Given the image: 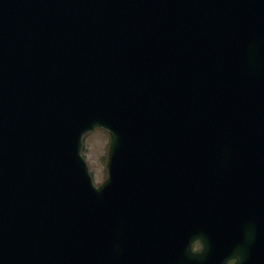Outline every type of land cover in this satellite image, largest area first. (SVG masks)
<instances>
[{
  "label": "water",
  "instance_id": "1",
  "mask_svg": "<svg viewBox=\"0 0 264 264\" xmlns=\"http://www.w3.org/2000/svg\"><path fill=\"white\" fill-rule=\"evenodd\" d=\"M262 196L264 0H0V264H188Z\"/></svg>",
  "mask_w": 264,
  "mask_h": 264
},
{
  "label": "flooded vegetation",
  "instance_id": "2",
  "mask_svg": "<svg viewBox=\"0 0 264 264\" xmlns=\"http://www.w3.org/2000/svg\"><path fill=\"white\" fill-rule=\"evenodd\" d=\"M244 193L243 188H240ZM243 195V194H242ZM262 211L264 213V200ZM261 213L254 206L250 212L228 213L225 216ZM213 216L193 217V219L214 218ZM259 218L251 216L237 221H228L220 225L216 247L204 246L200 238L192 239L188 264H264V242L256 241L257 231L261 229Z\"/></svg>",
  "mask_w": 264,
  "mask_h": 264
},
{
  "label": "rangeland",
  "instance_id": "3",
  "mask_svg": "<svg viewBox=\"0 0 264 264\" xmlns=\"http://www.w3.org/2000/svg\"><path fill=\"white\" fill-rule=\"evenodd\" d=\"M83 154L90 165V172L97 185L107 178V148L110 143L107 131L96 129L84 139Z\"/></svg>",
  "mask_w": 264,
  "mask_h": 264
}]
</instances>
